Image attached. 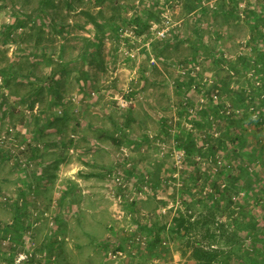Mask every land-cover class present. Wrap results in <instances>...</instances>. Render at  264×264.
Masks as SVG:
<instances>
[{"label": "rangeland", "instance_id": "obj_1", "mask_svg": "<svg viewBox=\"0 0 264 264\" xmlns=\"http://www.w3.org/2000/svg\"><path fill=\"white\" fill-rule=\"evenodd\" d=\"M24 1L0 0V29L14 20V6L26 4ZM55 1L58 6L51 10V14L28 21L24 28L14 33L12 40L0 44V68L8 62H38L40 59L32 57L33 54L36 56L43 49L57 54L61 44L66 45L65 59L74 61L79 58L78 54L84 46L82 37L93 35L92 25L84 11L95 13L99 7L94 5V0H73L72 8L65 4V0ZM142 1L119 0V4H114L118 0H106L105 15L110 16L115 5L125 7L127 4L131 17L135 10L141 8ZM246 1L251 7L261 3L256 11L260 10V16L264 18V0ZM239 3L241 6L245 0H239ZM220 4L221 0H203V5L208 9L206 12L187 14L182 2L168 1L164 4L162 1L164 10L161 16L150 21L147 33L139 34L142 35L141 41L127 35H121L119 42L114 37L106 40L103 47L104 64L88 66L87 80L79 78L80 62L72 61L66 73L56 77L61 85L56 103H52V96L48 92L50 66L43 61L39 63L35 80L20 77L15 85L23 94L34 84L40 85L37 76L46 79L41 94L37 96V108L34 107V114L46 111L40 125L35 123V115H31L29 104L24 103L20 95H12L5 90L8 98L7 103L3 104L0 91V110L3 113L9 111L4 120L0 119L2 131L9 128L18 141V147L13 149L14 156L23 146L26 150L24 154L19 153L17 161L7 153L10 145L0 151V264H7L13 254L9 236L3 237L6 234L3 226L12 222L15 214L12 206L16 201H20L32 213V227L24 238L15 264H29L28 257L31 256H35L36 260L30 264H37L45 254L46 243L53 233L61 239L52 257L53 264H195L191 253L192 241L188 243L187 237L178 238L170 231L173 216L179 210L187 212L180 192H175L174 187L187 182L189 190L199 185L200 188L193 189V193L201 189L205 193L210 186H204V179L196 180L191 158L179 156L181 145L171 140H177V134L170 131L171 137L168 138L163 129L166 122L175 129L183 126L188 109L181 107V104L187 96L190 105H195L201 96L209 98L211 91L206 84H202V78L210 76L215 81L231 75L235 86H245L248 81V69L240 75L235 72L243 65L237 64V68L231 65L239 55L252 52L244 45V40L251 35L250 24L246 20L248 17L240 16L239 7L238 17L235 13L236 19L233 11L216 13ZM26 5L35 8L38 0H30ZM52 16L57 17V26ZM153 23L157 24L156 29L151 28ZM61 25L65 28H61ZM163 28L168 29L161 36L157 31ZM198 28L204 40L203 45L198 47L200 52L196 54L197 41L194 38ZM176 30L179 37H175ZM217 33L221 38L217 39ZM257 42L259 52L263 53L264 39L260 37ZM153 44L158 45L156 51ZM146 52L149 53L148 62ZM155 52H159V57ZM221 52H224L227 63L221 60ZM182 63L186 64L189 72L194 68L195 73L183 74L179 68ZM179 83L183 84V88L177 92ZM130 87L133 88L129 93L133 103L129 108L122 109L118 107L115 97ZM64 111L68 112L69 118L54 121L62 117ZM24 115L27 118L22 122ZM46 124L51 126L42 131V125ZM117 126L123 127L126 132L122 144L128 152L125 159L117 157V148L110 136ZM250 132L249 146L250 142L255 146L261 140L264 144V129ZM30 141L34 142L33 147L38 146L35 148L39 149L32 151L28 146ZM180 159L179 167L177 160ZM207 159L198 158L205 175L212 172L211 167L216 171ZM126 160L132 163L130 168L125 167ZM159 167L162 168L158 185L147 182L152 189L148 188L140 195L139 188L144 187L146 180L151 178L145 175L142 179L141 172L146 168L155 170ZM132 168H136L137 172L128 175L125 170ZM257 168H264L263 160L257 163ZM178 169L179 179H173ZM119 171L125 172L129 183L133 184L120 204L113 195L119 190L113 175ZM27 176L38 179L34 180L37 188L32 193L21 195ZM166 178L171 179V183L166 184ZM130 196L135 197L134 207L131 205L134 202L129 201ZM241 196H246V193L242 191ZM161 200L167 204H161ZM204 207V204L194 203L197 212ZM218 217L225 220L220 214ZM154 223L166 229L160 244L154 243L155 233L150 232ZM142 224H146L147 228L144 229ZM136 234L146 236L149 243L143 246L131 243ZM111 249L122 250L124 256L110 257L108 251ZM20 254L27 256L19 260V257L22 258ZM231 264L237 262L232 261Z\"/></svg>", "mask_w": 264, "mask_h": 264}, {"label": "trees", "instance_id": "obj_2", "mask_svg": "<svg viewBox=\"0 0 264 264\" xmlns=\"http://www.w3.org/2000/svg\"><path fill=\"white\" fill-rule=\"evenodd\" d=\"M29 1L25 0L24 2L27 4ZM105 1L94 0V5L99 7L95 13L90 10L84 11L89 18V23L92 25L91 31L93 35L82 37L84 46L83 50L78 54L79 58L77 60L65 59L66 45L61 44L57 54L46 49H43L36 56L33 54L32 57L40 59L38 62H8L0 68L2 81L0 91L2 93L3 104L7 103L8 98L4 92L5 90H9L12 95H20L21 100L29 104L31 115H35V123L40 125L43 115L46 116V111H38L37 114H34V107L37 106V96L41 94L43 90L42 85L46 79L37 76V81L40 85L34 84L27 93L23 94H20L18 86L15 85V82L20 77L27 78L29 81L33 79L31 77L37 75L36 68L39 66V63L43 61L45 65L50 66L48 78L51 80V84L49 83L48 92L52 96H49L52 103H56V96L60 93L61 89L60 82L56 80V77L66 73L65 70L69 69L68 67L72 61L80 62L79 78L87 80L89 78L86 74L88 66L104 64L103 47L106 40L109 37H114L119 42L121 31L132 24L137 25L134 28L136 34L147 33L150 30V21L159 19L164 10L161 6L162 1L164 4L168 1L171 3L182 2L187 14L193 12L200 14L207 9L203 5V0H143L141 8L135 10L131 17L129 16L127 4H125V7H122L121 4L119 6L115 5L113 13L110 16H106L104 10ZM117 3L119 4V0L114 4ZM26 4H16L14 6V20L11 23L4 24L0 29V44H5L9 40H12L14 33L24 28L28 21L34 20L36 17L51 14V10L58 6L55 0H38V5L35 8H29ZM65 4L69 8H72L73 0H65ZM259 5L262 4L259 3L253 7L247 5L245 8L247 12L246 17H248L246 20L250 24L249 29L251 32L247 46L252 49V52L239 55L235 63L231 62L233 68H237V64L243 65L236 70V74H244L253 62L261 61L264 64V52H259V44L257 42L260 37L264 39V18L260 16V13H262L260 10L256 11ZM239 6V0H221L220 9L215 10V12L228 13V11H233V16L236 19L235 13L238 17ZM52 20L54 25L57 26V17L52 16ZM198 24L201 25V22H198ZM61 28H65V26L61 25ZM176 31L175 37H179V32L178 30ZM195 32L196 36L194 39L197 41L195 43L197 44L195 51L197 54L200 52L198 47L203 45L204 39L200 28L196 29ZM217 35V39L221 38L219 33ZM165 44L168 45L166 42ZM153 45L154 51H156L158 45ZM209 51L214 53V50L211 48H209ZM155 53L159 57V52ZM145 59L146 62L149 61L148 52H146ZM251 59L252 63H250ZM221 60L225 63L228 61L227 58H224V52H221ZM101 69H104V67ZM257 69H259L260 78L264 80V65L260 68L257 67ZM232 85L231 75L219 77L215 80L214 93L219 94L223 98L230 99L234 104H239L244 109V114L242 116L229 114L218 117L219 127L223 130L220 136L209 134L211 126L209 115L211 113L217 114V106L211 103L203 110L201 109L194 114L187 113L185 115L187 122L191 124L190 130L185 125L178 128L180 133L177 134V142L181 145L185 155L192 159L193 172L197 175L196 180L204 179L206 183L204 186H210V190L205 193L203 189L193 193L192 190L197 189L199 185L189 190L187 182L180 187H174L175 192H180L187 212L179 210L173 216L170 231L178 238L187 237L189 239L188 243H190V240L192 241L191 253L195 264H231L232 261H236L237 264H264V168L260 170L257 168V163L260 160L264 161V144L263 140H261V143L257 141L255 146L251 142L249 146L248 142L251 134L250 131L264 129V98L260 97L264 93V83L260 88L254 89V93H248L244 85L234 87ZM176 87V91L178 92L182 90L183 84L179 83ZM257 99H260L261 105L255 103ZM3 104L1 102V107ZM251 104H254L259 111V115L256 118H250L247 113L248 107ZM181 107L184 106L181 104ZM8 113L9 111L7 112V110L6 113L0 110V119L4 120V116L8 115ZM68 115V112L64 111L63 116L56 118L54 121L58 119L66 120L69 118ZM181 115L183 114L181 113ZM26 118L27 116H22V122ZM2 120H0V136L10 133L9 128L2 131ZM128 122H130V119ZM50 126L49 124L42 125V131H45ZM59 129L62 131L61 127ZM116 129L110 136L115 147L119 148L124 142L123 136L126 132L120 126H117ZM170 129L171 124L168 125L166 122L163 133L168 138L171 137ZM204 134L206 135L205 137H203ZM69 142L72 143L73 140L70 139ZM33 143V141L28 142L30 149L32 148V151L33 149L38 150L39 148H35L38 146L33 147ZM67 143L64 142V144ZM2 149L0 148V151ZM7 153L14 156L13 153L15 152L9 150ZM24 153H26V150L21 152V154ZM17 156L15 154L13 158L16 160ZM199 157L212 160L216 164L217 170L214 172L211 167L210 170L213 173L209 172L208 175H205L199 166ZM19 166L21 165L19 164ZM161 168L159 167L155 170L154 168L153 170L146 168L141 172L142 179H144L145 175L151 176L146 181L151 185L154 183L157 186L161 178ZM125 172L131 175L135 174L137 170L136 168H132L131 170L126 169ZM34 180L38 181L35 176L33 179L30 177L26 178L25 188L22 190L21 195H27L36 190L37 183ZM170 180L166 178L164 181L168 184L169 182L167 181ZM194 183L196 182L194 181ZM242 191L246 193V196H241ZM198 202L204 204L205 207L197 212L194 208V203ZM160 203L167 204L164 200H161ZM131 205L134 207L135 202ZM12 208L15 212L14 218L6 227L3 226L6 233L3 237L9 236L13 251L11 258L7 260V264H15L16 257L22 250L24 238L32 227V213L25 205L21 204L20 201H16V204ZM218 214L221 217H225V220H220ZM142 226H144V229L147 228L146 224H142ZM165 230L162 225L153 224L150 232L155 233L154 243L160 244L162 242ZM60 244V237L58 238L53 233L46 243L45 254L38 259L39 262L37 264H53L52 257L55 255L56 247ZM28 259V263L30 264L36 260V257L31 256Z\"/></svg>", "mask_w": 264, "mask_h": 264}, {"label": "built area", "instance_id": "obj_3", "mask_svg": "<svg viewBox=\"0 0 264 264\" xmlns=\"http://www.w3.org/2000/svg\"><path fill=\"white\" fill-rule=\"evenodd\" d=\"M247 1L245 0V3L244 4H241V6H239L240 8V16L242 18H245L246 17V14H245V8L247 6ZM165 17L168 18V15H165ZM167 22L169 23V20H167ZM155 24L156 23H153L151 25V28L152 29H156L155 28ZM157 25V24H156ZM137 25H130L126 28H124L122 31H121V35L122 36H129V37H132V38H135L136 40L138 41H141L142 40V35H139V34H136L135 33V27ZM168 28H163L161 31L158 30L157 33H159V35L161 36H164L166 31H167ZM250 38V37H249ZM249 38L247 40H244L246 41V44L244 43V45H247V41L249 40ZM243 55V54H241ZM152 61L154 62L155 59L152 58ZM261 63L259 62H253L247 72H246V76L248 75V78H247V82L244 86L245 90L250 93H254V89L256 88H260L262 86V84L264 83V80H262V78H260V75L258 73L259 69L261 67ZM180 71L183 73V74H187V73H191V74H194L195 73V69L193 68L190 72H189V69L188 67L186 66L185 63H182L180 66ZM210 76L208 77H205V78H202V84H206L207 87L210 89L211 93H210V96L209 98L208 97H205V96H201L199 98V100L196 102L195 105H190L189 102H188V96L185 98V100L183 101V106L184 108L187 107L188 109V112L187 113H191V114H194L196 113L197 111L199 110H203L207 105H210V103L214 106H217V114H214V113H211L209 115V119L211 121V126H210V130H209V134L211 135H214V136H220L222 134V129H220L219 127V123H218V120L217 118L220 117V116H225V115H229V114H235L237 116H242L244 114V109L239 105V104H234V102H232L230 99L228 98H223L221 97L219 94L217 93H214V90H215V87H214V84H215V81H213L212 78H209ZM234 78V76H233ZM1 77H0V83H1ZM207 82H212V83H207ZM248 82H250V84H248ZM235 86V83L232 85V87ZM132 87L128 88L127 90H125L122 94H119L115 97L116 99V102H117V105L118 107L122 108V109H127L131 106V104L133 103L132 101V97H130L129 93L132 91ZM261 98H264V93L261 94L260 96ZM75 99V97L73 98ZM255 103L257 105H261L260 103V99H257L255 101ZM60 113H62V110L59 111ZM247 113L249 114V117L250 118H256L258 115H259V111L257 110L256 106L254 104H251L249 105L248 107V111ZM186 121V122H185ZM185 121L183 122V125L186 126V128L188 130H190L191 128V124L189 122H187L186 118H185ZM11 131H13L11 129ZM170 131L173 133V134H178L180 133V130L179 129H175L174 127H171ZM206 135L204 134L203 137H205ZM175 138H172L171 140H173L176 144L179 145V143L177 142V140H174ZM17 139L15 138V136H13L11 134V132L9 134H4L3 136H0V148H4L5 146L7 145H10L9 148H11L10 150H13L15 148V146L18 147V144H17ZM181 147V146H180ZM25 150V146H23V148L19 151V153H21L22 151ZM14 151V150H13ZM19 153H16V155H19ZM185 155V152L184 150L181 148L180 149V153H179V156L182 157ZM117 157L119 159H125L126 157H128V152H127V149L124 145H121L119 148H117ZM181 159L180 160H177V165H179V167L181 166L180 163H181ZM210 165H214V168L215 170H217V166L216 164L213 163L212 160H210L209 158L206 160ZM132 165V163L130 161H127L126 160V164H125V167L126 168H130ZM110 175V174H109ZM147 179L149 178L148 176H146ZM173 179H179V169L177 171L174 172L173 174ZM113 181L115 182L116 184V188H118V192L117 193H113L116 201L118 204L122 203L124 201V197H126L127 195V192H129V189L130 188H133V184L129 183L128 181V178L126 177V174L125 172H118L117 174H114L113 175ZM169 183H171V180L169 181ZM152 186L149 185L146 181V185L142 188H139V194H143V191L144 190H148L149 189H152L151 188ZM135 197L134 196H130L129 197V201L130 202H134L135 200ZM163 211L165 212L166 210L163 209ZM120 214L121 212L118 211ZM131 215V214H130ZM122 216V215H121ZM131 243H138L140 245H146L147 243H149V240L146 236L144 235H141V234H136L134 238H132L130 240ZM132 247V245L130 246ZM108 254L110 257L112 258H116L118 256H124V252L120 249H111L108 251ZM20 256L22 258L19 257V260L25 258L27 255L26 254H20Z\"/></svg>", "mask_w": 264, "mask_h": 264}, {"label": "crops", "instance_id": "obj_4", "mask_svg": "<svg viewBox=\"0 0 264 264\" xmlns=\"http://www.w3.org/2000/svg\"><path fill=\"white\" fill-rule=\"evenodd\" d=\"M33 77H34L33 79L35 80L36 78H35V76H34V75H33ZM35 108H37V106H36Z\"/></svg>", "mask_w": 264, "mask_h": 264}]
</instances>
